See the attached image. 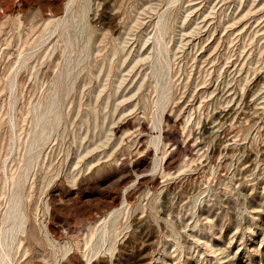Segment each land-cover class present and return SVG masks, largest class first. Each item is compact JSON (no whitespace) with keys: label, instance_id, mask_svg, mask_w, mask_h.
<instances>
[{"label":"rangeland","instance_id":"374dc122","mask_svg":"<svg viewBox=\"0 0 264 264\" xmlns=\"http://www.w3.org/2000/svg\"><path fill=\"white\" fill-rule=\"evenodd\" d=\"M0 264H264V0H0Z\"/></svg>","mask_w":264,"mask_h":264}]
</instances>
